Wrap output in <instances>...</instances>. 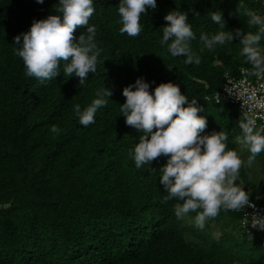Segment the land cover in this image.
Listing matches in <instances>:
<instances>
[{
	"label": "trees",
	"instance_id": "1",
	"mask_svg": "<svg viewBox=\"0 0 264 264\" xmlns=\"http://www.w3.org/2000/svg\"><path fill=\"white\" fill-rule=\"evenodd\" d=\"M119 3L93 0L89 26H95L102 51L96 72L80 87L78 77L63 73L64 62L53 80L26 76L22 59L13 52L18 47L14 38L34 20L58 14V0H0V264H264V234H246L236 213L221 210L204 228L177 219L174 205L179 201L162 203L167 193L159 183V168L166 158L135 166L129 153L140 133L125 124L120 111L123 89L137 78L150 83V92L173 82L204 107L198 115L207 117L205 134L223 130L228 148L237 151L239 111L205 97L222 89L225 73L239 77L240 67L251 65L240 55L239 40L209 50L199 36L225 30L235 34L236 29L254 33L257 26L248 24L244 10L260 9L258 1L244 0L238 14L239 0H157L155 10L141 15L142 31L134 37L119 33ZM172 10L188 13L198 65L171 56L159 42L168 23L164 16ZM218 10L226 28L211 20ZM105 88L112 95L103 97L106 105L85 128L73 106L83 110ZM52 125L62 131L52 133ZM258 157L264 168V151ZM248 169L241 167L237 183L255 199L264 193V178L252 181ZM188 215L194 220L196 213ZM212 222L220 235L209 233ZM190 228L193 239L186 233ZM233 229L241 231L239 236Z\"/></svg>",
	"mask_w": 264,
	"mask_h": 264
},
{
	"label": "clouds",
	"instance_id": "2",
	"mask_svg": "<svg viewBox=\"0 0 264 264\" xmlns=\"http://www.w3.org/2000/svg\"><path fill=\"white\" fill-rule=\"evenodd\" d=\"M36 2L43 4L44 0ZM243 2L239 0L238 14ZM258 3L260 9L244 10L248 24L257 26L254 33H242L240 29H236L235 34L230 30L215 34L202 32L199 40L209 50L239 40L240 55L245 58V63L251 65L250 69L242 68L241 71L264 80V12H261L264 0H258ZM56 5L58 14L34 20L28 31L14 38L13 44L18 47L13 52L22 59L26 76L40 81L53 80L61 73L59 69L64 62L65 76L78 77L82 87L88 75L96 72L102 51L95 42V26H89V19L95 11L93 0H58ZM148 8L155 10L157 0H120L117 6L121 24L119 33L133 37L139 35L142 31L141 15H145ZM194 15L199 13L194 12ZM210 15L214 23L226 28L221 11ZM188 18L185 11L168 12L164 16L168 23L162 27L159 42L166 46L171 56H184L183 63L198 65L200 57L191 48L196 36ZM84 26H87L86 32L79 37L74 36L76 30ZM149 89L150 83L143 77L125 87L122 95L126 100L120 105V111L125 124L140 133L139 142L129 153L135 166L140 168L151 164L161 156L166 158V163L159 168V183L167 193L162 203L173 199L179 201L174 205L177 219L195 212L193 219L199 228H204L205 222L216 217L221 210L241 211L245 206L255 208L250 195L237 181L241 167H251L264 151V125L257 127L256 119L247 111L243 113L239 123L242 135L236 137V142L249 153L244 160L236 150L228 148L226 132L205 134L207 117L198 115L205 111L204 107L198 104L197 99L189 100L182 94L179 85L167 82L160 83L152 92ZM111 95V91L105 88L83 110L79 104L74 105L79 124L85 128L94 124L97 110L107 103L103 97ZM50 131L58 135L62 130L52 125ZM245 217L248 218L245 225L250 223L252 228L264 230V217L255 213Z\"/></svg>",
	"mask_w": 264,
	"mask_h": 264
},
{
	"label": "built area",
	"instance_id": "3",
	"mask_svg": "<svg viewBox=\"0 0 264 264\" xmlns=\"http://www.w3.org/2000/svg\"><path fill=\"white\" fill-rule=\"evenodd\" d=\"M258 1V0H254ZM249 69L245 66L240 67L239 77H234L228 72L224 75L222 89L206 99L216 104H227L235 106L241 117L245 111L256 119L257 127L264 125V80H258L255 76L242 72L241 69ZM255 208L245 206L241 211H233L240 216V226L248 235L264 234V230L252 228L251 224L245 225V217L257 214L264 217V193L259 194L255 199L249 198Z\"/></svg>",
	"mask_w": 264,
	"mask_h": 264
},
{
	"label": "rangeland",
	"instance_id": "4",
	"mask_svg": "<svg viewBox=\"0 0 264 264\" xmlns=\"http://www.w3.org/2000/svg\"><path fill=\"white\" fill-rule=\"evenodd\" d=\"M240 60L241 61H244L243 58L240 57ZM231 108H233L234 110H236L238 112V109L234 106H232ZM237 152L241 155L242 159L246 160L247 159V156L249 155L248 151L246 149H242L241 146L239 145V148L237 150ZM263 152V151H262ZM262 169L264 171V168H262V163L259 159V157L257 156L255 161L253 162L252 166L249 167V172L252 175V181H255V182H262L263 178H264V173L262 174ZM190 216L187 214L186 216H184V222H183V225H189V224H194V220L190 219L189 218ZM186 221H189V222H185ZM192 221V222H191ZM233 224L238 227L237 229H239V226H238V223L236 221L233 222ZM209 224L207 223V221L205 222V226H208ZM218 225L215 223V222H212L210 224V227H211V230H210V234H212L213 232H217L218 234L220 233L219 230H218ZM241 233L240 230H235L233 229L232 233L235 234V237L236 236H239V233ZM187 233V236H188V239H193V232L191 230V228L186 232ZM220 235V234H219ZM199 240H201V238H199Z\"/></svg>",
	"mask_w": 264,
	"mask_h": 264
}]
</instances>
